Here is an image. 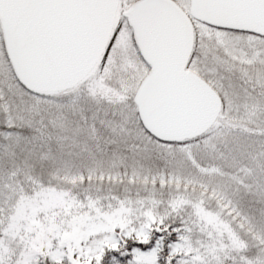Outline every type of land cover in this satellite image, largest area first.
I'll return each instance as SVG.
<instances>
[{"label":"snow or ice","instance_id":"6c2138e0","mask_svg":"<svg viewBox=\"0 0 264 264\" xmlns=\"http://www.w3.org/2000/svg\"><path fill=\"white\" fill-rule=\"evenodd\" d=\"M0 264H264V0H0Z\"/></svg>","mask_w":264,"mask_h":264}]
</instances>
